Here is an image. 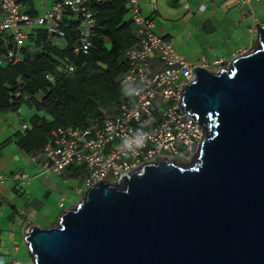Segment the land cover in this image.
Returning a JSON list of instances; mask_svg holds the SVG:
<instances>
[{
  "label": "water",
  "instance_id": "1",
  "mask_svg": "<svg viewBox=\"0 0 264 264\" xmlns=\"http://www.w3.org/2000/svg\"><path fill=\"white\" fill-rule=\"evenodd\" d=\"M195 71L181 93L204 130L192 165L162 158L85 190L25 235L32 264H264V24L229 69Z\"/></svg>",
  "mask_w": 264,
  "mask_h": 264
},
{
  "label": "built area",
  "instance_id": "2",
  "mask_svg": "<svg viewBox=\"0 0 264 264\" xmlns=\"http://www.w3.org/2000/svg\"><path fill=\"white\" fill-rule=\"evenodd\" d=\"M126 1L138 41L126 53L129 70L120 77L127 93L124 100L115 114H106L102 120L93 121L84 129L53 130L46 146L32 155L34 165L42 171L62 175L70 167L83 169L84 192L100 181L122 184L123 177L130 179L143 165L162 158L176 162L194 161L200 151L204 130L181 105L184 87L196 81V69L220 70L229 67L234 58L249 53L247 49L242 55L235 53L231 60L203 58L190 63L177 53L169 40L157 34L154 20L142 13L140 0ZM89 2L59 0L45 15L34 18L22 10L17 0H0V12L4 14L0 21V45L4 46L0 65L21 62V52L28 39L22 26H45L53 35L58 33L55 24L67 11L83 20L75 53L88 54L92 48L90 38L97 26L96 13L87 7ZM238 2L253 5L261 0ZM201 10L205 11L206 6ZM4 33H8L9 38ZM10 38L13 49L8 43ZM66 69L69 72L74 70L69 62ZM47 79L52 80L50 76ZM125 140L129 143L126 149L120 147ZM15 178L23 185L32 182L25 173L17 174Z\"/></svg>",
  "mask_w": 264,
  "mask_h": 264
},
{
  "label": "trees",
  "instance_id": "3",
  "mask_svg": "<svg viewBox=\"0 0 264 264\" xmlns=\"http://www.w3.org/2000/svg\"><path fill=\"white\" fill-rule=\"evenodd\" d=\"M87 7L97 18L88 54L75 53L83 20L67 11L55 24L58 33L50 35L45 26L31 27L21 62L0 66V111L21 112L27 106L34 112L32 125H26L18 139L30 155L46 146L53 130L84 129L106 114H115L125 98L120 77L129 70L126 53L138 41L127 1L90 0ZM12 42L10 38L13 49ZM3 51L1 44L0 54ZM67 62L73 72L66 69ZM66 172L76 178L84 175L77 167Z\"/></svg>",
  "mask_w": 264,
  "mask_h": 264
},
{
  "label": "crops",
  "instance_id": "4",
  "mask_svg": "<svg viewBox=\"0 0 264 264\" xmlns=\"http://www.w3.org/2000/svg\"><path fill=\"white\" fill-rule=\"evenodd\" d=\"M17 1L22 10L37 17L45 15L59 0ZM260 3L140 0V8L145 16L154 20L157 34L169 40L172 46L174 28L188 22L187 28L193 27L207 45L196 52L181 54L176 51L190 63H197L203 58L209 61L224 58V49L233 42L239 47L246 42L251 46L257 42V28L264 24L263 17L256 14ZM204 5L206 10L202 11ZM3 18L4 14L0 12V21ZM22 29L27 35L31 33L27 26ZM25 108L27 118L23 114L24 108L21 112L0 111V264L17 263L13 253L20 251L26 230L31 226H55L66 208H72L75 201L71 202V194L79 196L84 192L82 178L72 177L69 172L58 175L42 171L34 165L32 155L18 145L19 137L25 132L24 126L30 127L34 116L33 110ZM20 173L28 174L32 182L23 185L15 178Z\"/></svg>",
  "mask_w": 264,
  "mask_h": 264
},
{
  "label": "rangeland",
  "instance_id": "5",
  "mask_svg": "<svg viewBox=\"0 0 264 264\" xmlns=\"http://www.w3.org/2000/svg\"><path fill=\"white\" fill-rule=\"evenodd\" d=\"M256 14L259 17H263V20H264V1L260 3L259 6L257 7ZM179 19L182 20V18H179ZM182 21H185V20H182ZM188 24H189L188 22L180 23L174 28V32L172 33L174 37V41L172 42L174 49L179 51L181 54L185 52L186 53H190L193 51L196 52L200 50L201 48H203V45H207V43H205L203 39H200L198 37V34L193 31L194 30L193 27L187 28ZM188 30L190 31V33ZM255 39L257 40V35ZM255 47H257V42H255L252 46L249 44V42H246L244 45L240 47L233 42L232 44L228 45L227 48L224 49V51H226L224 53L225 55L224 59L231 60L233 58L232 55L234 53L239 52V54L242 55L243 53H245V50L248 49V51L250 52V51H253ZM205 53L207 56L209 55L207 54V50H205ZM227 69L229 68L227 67ZM218 70L219 69H217V71ZM23 114L26 118L28 117V111L26 110V108H24ZM192 163H193V159L182 160L181 162H179V164L183 166H190L192 165ZM71 195H72V200H73V201L71 200V202L73 203L75 201L72 207H75L79 203V201L83 198V195L81 194L79 196L75 194H71ZM13 255L15 256V260L17 261V263H14V264H32V261L29 257L28 250L24 242H23V245L21 246L20 251L19 250L14 251Z\"/></svg>",
  "mask_w": 264,
  "mask_h": 264
},
{
  "label": "clouds",
  "instance_id": "6",
  "mask_svg": "<svg viewBox=\"0 0 264 264\" xmlns=\"http://www.w3.org/2000/svg\"><path fill=\"white\" fill-rule=\"evenodd\" d=\"M257 30H258V28H257ZM251 52V51H250ZM233 57V56H232ZM23 58V57H22ZM231 58V57H230ZM217 60V59H216ZM214 61V60H213ZM4 65H6V64H4ZM4 65H0V66H4ZM230 67V66H229ZM228 67V68H229ZM222 69H227V67H224V68H222ZM222 69H220V70H216V71H213V72H215V73H218V72H220ZM127 94V93H126ZM26 128H27V126H26ZM25 128V126H24V129H26ZM120 147L121 148H128L129 147V143H128V141L127 140H125V141H123L122 142V144L120 145ZM179 163V162H178ZM83 195H84V193H83ZM32 227V226H31ZM31 227H29L27 230H26V234L29 232V230L31 229Z\"/></svg>",
  "mask_w": 264,
  "mask_h": 264
}]
</instances>
